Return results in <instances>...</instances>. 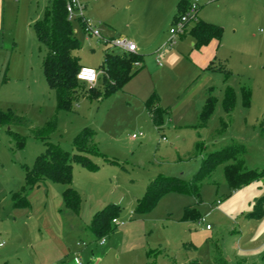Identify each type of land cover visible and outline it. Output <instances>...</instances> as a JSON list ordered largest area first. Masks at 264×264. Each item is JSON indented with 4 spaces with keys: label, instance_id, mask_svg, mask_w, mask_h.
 Returning <instances> with one entry per match:
<instances>
[{
    "label": "rangeland",
    "instance_id": "374dc122",
    "mask_svg": "<svg viewBox=\"0 0 264 264\" xmlns=\"http://www.w3.org/2000/svg\"><path fill=\"white\" fill-rule=\"evenodd\" d=\"M80 1L86 5L85 17L101 34L88 35L81 20H72L81 43L73 55L80 64L101 69L105 50L121 51L107 41L121 38L133 41L137 51L146 55L145 67L121 90L108 96L101 75L96 92L85 83L78 89L72 108L59 110L55 92L42 69L46 48L34 30V22L43 17L51 1L0 0V111H12L27 121L0 122L3 244L10 221H14L9 216L12 196L24 184L27 167H33L38 155L45 151L44 139L34 131L49 121H56V126L46 133L47 140L71 153L79 132L85 127L95 131L99 151L119 161L120 166L111 162L106 166L117 197L142 195L144 184L159 171L189 180L208 154L232 144L245 146L247 169H264V0H198V18L221 26V39L198 46L188 25L184 33L177 34L171 47L164 48L161 66L154 51L171 38L180 0ZM209 51H215V55L201 67L199 62L206 59ZM229 90L235 98L230 113L224 105ZM154 91L159 105L168 112L163 114L160 128L142 110L144 100ZM205 96L214 98V108L202 123L204 103L200 101ZM133 133L138 137L133 138ZM225 165L219 164L201 179L198 196L192 192H168L160 198L149 217L160 219L158 225L168 242L163 244L166 254L158 255V259L154 254L152 262L173 264L176 258L179 264L181 260L216 264L213 256L220 249L225 264H264V176L232 189L226 181ZM73 167L80 166L75 163ZM119 204L124 214L132 210L126 201ZM259 205L262 216L257 215ZM215 206L203 223L181 219L186 207L204 216ZM207 224L212 227L208 231L212 243L209 240L192 249L191 242H195L188 233L205 229ZM28 241L25 236L24 243Z\"/></svg>",
    "mask_w": 264,
    "mask_h": 264
},
{
    "label": "trees",
    "instance_id": "16d2710c",
    "mask_svg": "<svg viewBox=\"0 0 264 264\" xmlns=\"http://www.w3.org/2000/svg\"><path fill=\"white\" fill-rule=\"evenodd\" d=\"M50 5L45 9L41 19L34 23V30L38 40L45 46L46 51L43 57V72L48 86L54 90L59 110H70L76 98L78 89L85 82L77 78V73L82 67L73 51L81 46L75 36L72 21L68 19L66 5L69 0H50ZM189 6V5H188ZM188 6L186 0L178 3L176 17L184 13ZM222 27L213 23L198 20L191 30L197 44L205 45L212 39L220 40ZM142 60L140 53L126 54L106 50L101 68L105 71L103 76L105 96L121 90L143 67H136V61ZM90 90L96 92L95 86ZM234 93L227 91L224 98V105L228 113L234 105ZM159 96L154 92L147 99L146 105L149 113L157 126H161L165 110L158 105ZM214 108V98L209 96L208 101L200 115L201 122L205 123ZM0 122L20 123L27 122L25 118L12 111H0ZM56 121H49L45 127L36 129L35 135L44 139L45 151L38 155L33 167L26 169L25 186L22 192L14 194L15 206L23 205V194L26 188H32L45 179L67 185L63 196L65 205L73 210L79 207L80 197L75 189L70 187L72 179V168L74 163H80L89 169H96L98 165L91 160L95 154L101 155L105 160L108 157L103 155L95 141V131L85 127L79 132L74 140V151L71 153L64 150L58 144L47 140L46 133L55 127ZM264 130V127H263ZM246 148L241 144H232L220 150L208 154L202 161L196 174L189 180L180 177L158 176L151 180L144 196L138 201L136 212L145 214L150 212L158 203L160 198L168 192H192L199 195V183L203 177L208 176L221 163H225L226 181L230 188L236 189L264 176L263 170H251L245 167ZM119 208L110 205L104 210L96 213L93 218V230L97 235L111 233L113 219L118 214ZM263 210L259 205L257 215L262 216ZM202 215L192 207H186L182 219L187 221L199 220ZM213 261L216 264H225V259L218 249L214 253ZM187 264H199L198 261H191Z\"/></svg>",
    "mask_w": 264,
    "mask_h": 264
},
{
    "label": "crops",
    "instance_id": "0c3cea01",
    "mask_svg": "<svg viewBox=\"0 0 264 264\" xmlns=\"http://www.w3.org/2000/svg\"><path fill=\"white\" fill-rule=\"evenodd\" d=\"M191 1L186 0V5L188 6ZM176 13L177 11L174 13V18H176ZM198 20L201 19L198 18ZM195 24H190V33ZM192 37L194 38L193 35ZM214 52L209 51L206 59L201 60L199 65L201 67L205 66L207 61L215 55ZM139 53L142 56L141 63L142 68H144L146 55L141 50ZM211 63L213 66L214 61L211 60ZM150 96L144 100L145 109L142 108V110H145L153 121L146 105V101ZM208 98L209 96L201 98L200 102L202 105L204 103V107ZM164 113L168 114L167 111ZM140 134L142 135V133ZM101 153L109 160L102 159L99 154L92 155L91 160L98 165L96 169H89L80 163H77L80 166L77 169L72 168V179L69 186L79 194L80 202L77 210L70 209L65 205L63 193L67 185L50 179H45L32 188H26L23 194V205L13 207L15 203L14 195L12 196L13 209L10 212L11 215H8L11 218L14 217V221L13 219L10 221L12 227L10 226V229H7L8 233L4 237V244L0 242V258H2L0 264H155V262H152L154 254L157 259L158 255L166 254L167 249L163 248V244L168 241L165 233L158 225L160 219L150 218L151 211L145 214L136 212L138 201L144 196L149 183L154 178L144 184L142 189L145 191L140 196L138 194H131L129 197L124 196V194L120 197L114 196L113 191L116 188L111 176L106 173V170H108L106 166L109 162H111L110 164L119 165V161L116 157H109L106 153ZM157 173L156 177L167 176L160 171ZM24 186L25 181L21 189L15 193L22 192ZM123 201H126L129 207H132L129 214H124L122 211L123 206L119 203ZM110 205L119 208L118 214L114 218L123 223H114L112 225L114 230L111 233L99 236L93 230V218L96 213ZM215 210L211 207L205 215H210ZM136 215H140L138 219L134 218ZM169 219L174 222L171 216H169ZM18 226H20L19 230H17ZM210 230H212V227L207 229L205 226V229L203 228L200 231H190L188 233L189 237L195 242H191L190 247L197 249L200 245L208 244L209 240L212 243L213 237L208 232ZM33 235L37 239L33 240ZM25 236L29 239L27 243H24ZM102 240H105V243L102 244ZM209 246L210 257H212L213 249L211 244ZM183 248L181 247V249ZM174 259L172 263L179 264L177 259ZM189 262L191 261L184 262L181 260L180 264ZM244 263L247 264L248 262Z\"/></svg>",
    "mask_w": 264,
    "mask_h": 264
},
{
    "label": "built area",
    "instance_id": "2783aa9c",
    "mask_svg": "<svg viewBox=\"0 0 264 264\" xmlns=\"http://www.w3.org/2000/svg\"><path fill=\"white\" fill-rule=\"evenodd\" d=\"M86 5L82 4L80 0H69L66 5V11L67 16L70 21L79 19L82 22V25L84 27V31L88 35H95L98 37H101L100 31L96 28H94L91 24V21L85 17L84 9ZM198 9H199V1L198 0H192L189 3L188 9L176 17L174 26L170 29L171 38L168 40L167 43H165L162 47L158 48L155 51V54L157 56V61L160 65H162L160 57L162 56V53L164 54L165 50L164 48L171 47L174 43V38L177 36V34H182L186 31L188 25L196 23L198 21ZM261 31H264L263 28H261ZM109 42L112 46L118 47L123 53L131 54V53H138L136 44L131 40L126 39H112ZM109 50V49H108ZM113 51V50H111ZM136 67L142 66V63L140 61H136L134 64ZM105 71L101 69H96L92 67H85L82 66L80 70L77 73V78L85 82L91 86H95L96 83L99 80V77L101 75H104ZM133 138H137L138 135L134 133L132 135ZM163 140L165 138L163 137ZM217 204H219V200L217 201ZM216 209V206L213 207V210ZM208 215H204L199 219V222L203 223ZM113 223L115 224H121L123 222L119 221L117 218L113 219ZM207 229H210L211 226L209 224L206 225ZM101 243H105V240H102Z\"/></svg>",
    "mask_w": 264,
    "mask_h": 264
}]
</instances>
